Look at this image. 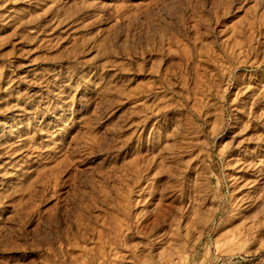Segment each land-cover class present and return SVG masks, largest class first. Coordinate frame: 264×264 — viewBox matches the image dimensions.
Here are the masks:
<instances>
[{
  "label": "rangeland",
  "instance_id": "1",
  "mask_svg": "<svg viewBox=\"0 0 264 264\" xmlns=\"http://www.w3.org/2000/svg\"><path fill=\"white\" fill-rule=\"evenodd\" d=\"M0 264H264V0H0Z\"/></svg>",
  "mask_w": 264,
  "mask_h": 264
}]
</instances>
